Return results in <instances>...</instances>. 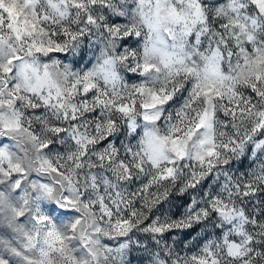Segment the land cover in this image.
Listing matches in <instances>:
<instances>
[{
  "label": "clouds",
  "instance_id": "clouds-1",
  "mask_svg": "<svg viewBox=\"0 0 264 264\" xmlns=\"http://www.w3.org/2000/svg\"><path fill=\"white\" fill-rule=\"evenodd\" d=\"M19 7L36 29L16 40L5 14L0 256L39 264L49 216L54 264H264V0Z\"/></svg>",
  "mask_w": 264,
  "mask_h": 264
},
{
  "label": "snow or ice",
  "instance_id": "snow-or-ice-1",
  "mask_svg": "<svg viewBox=\"0 0 264 264\" xmlns=\"http://www.w3.org/2000/svg\"><path fill=\"white\" fill-rule=\"evenodd\" d=\"M95 2V0H93V3ZM32 0H24V4L25 7H27V5L31 4ZM5 14L7 15V19H8V24L7 27L10 30L11 33H13L15 35V39L16 40H20L22 41L24 39V35H31L33 31H35L36 29V23L35 22H29L26 18L24 20H21V17L25 16V11L23 8L19 7V0H10V3L5 4L4 0H0V41L4 40V33L2 31L4 23H5ZM45 19H47V17H45ZM31 29V30H30ZM73 39H75V36H73ZM249 40H252L253 37L251 35L248 36ZM37 51H41L42 48L37 46L36 47ZM50 50V49H49ZM244 49H241V52H243ZM229 55H231V53H229ZM222 56L219 52L214 53L212 60H213V65L215 64V62L218 59H221ZM20 57L19 56H11L8 60V64H14L17 60H19ZM261 61L258 60L257 63H260ZM152 66L151 65H145V70H149ZM237 68H240L239 65H237ZM249 68V65L247 63V61L245 62L244 68L241 69V71H247ZM0 71H3L6 74H11L14 70L11 67H5L0 65ZM190 71V70H189ZM213 73H215V69L213 68ZM252 79L255 81L252 85H251V89L253 93L259 94L261 96H264V91H261L259 88V82L264 79V73H260L257 72L254 76H252ZM6 83V81H5ZM92 87V85H88L84 90L85 92L89 91L90 88ZM197 89L198 91H196L195 95L196 97H200L201 95L205 96V97H211L213 95V93L215 92V89L211 86L208 87H201L200 85H197ZM162 91H164L162 89ZM175 91V90H173ZM215 95L217 97L220 96L219 92H215ZM173 97L170 94H165L164 99L167 100H171ZM156 100L161 101V98L159 96L155 97ZM102 102V101H101ZM63 105H61L62 107ZM147 107V105L145 106ZM236 108L239 109V105H236ZM121 111H127L128 109L125 107H121L120 109ZM239 111L241 112V114H243L246 110L245 109H239ZM207 112L204 113V116L207 117ZM233 115H236L235 110H233ZM260 115L262 117H264V113H260ZM203 124V120L201 121V124L197 125V128L201 127ZM262 128H264V121H261V125ZM57 131H59V129H57ZM174 143H177V141H174ZM261 145H257V147H260ZM181 155L182 158V153H179ZM209 155H212L213 152L210 151L208 153ZM4 156V152L2 149H0V157ZM9 167L12 168L13 171H19V165L16 166H12L11 163H9ZM53 171H58V169H53ZM168 174L171 175L173 170L172 169H168L167 170ZM17 185H19V181H17ZM245 196L250 195V193L245 192L244 193ZM69 203H71L72 201L69 200ZM110 214V212H109ZM39 222L43 225H45V227L47 228V232L45 234V238L43 239V241H41V246H40V260H39V264H54V262L52 261V259L50 258V253L53 252H60V253H64L65 249L63 247L64 245V240L65 237L56 230L55 224L52 223L51 225H49V221H50V217L49 216H42L39 217ZM77 223H79V221H77ZM75 227V225L73 226ZM157 231H159V229H157ZM37 238H40V233H37ZM29 243L25 245V248H28L29 250L31 249V247L33 246L31 243L32 238L29 237ZM13 252L15 254H19L18 252H16V250L13 249ZM193 259L196 261V264H215V261H209L206 258H201V257H193ZM0 264H11V262L7 259L6 256H0Z\"/></svg>",
  "mask_w": 264,
  "mask_h": 264
}]
</instances>
